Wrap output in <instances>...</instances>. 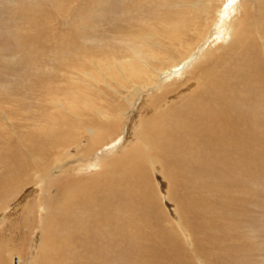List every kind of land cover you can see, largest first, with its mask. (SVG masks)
I'll return each mask as SVG.
<instances>
[{
  "label": "rangeland",
  "instance_id": "1",
  "mask_svg": "<svg viewBox=\"0 0 264 264\" xmlns=\"http://www.w3.org/2000/svg\"><path fill=\"white\" fill-rule=\"evenodd\" d=\"M175 1L189 2L0 0V180L32 169L0 195L5 264H264V0L185 7L189 23L174 36L167 25L183 17ZM149 32L159 46L145 44ZM240 33L253 40L249 53L232 45ZM130 40L159 53L149 61L155 76L136 92L114 66ZM203 47L199 59L157 76ZM98 65L111 66L124 88ZM59 99L79 111L65 113L57 133L84 134L60 161L52 205L41 179L56 147L42 133L61 118ZM86 99L106 115L83 109ZM202 99L209 107L198 114ZM185 110L194 112L175 121ZM163 125L168 138L158 145L167 152L151 138ZM146 144L151 164L139 158Z\"/></svg>",
  "mask_w": 264,
  "mask_h": 264
},
{
  "label": "bare ground",
  "instance_id": "2",
  "mask_svg": "<svg viewBox=\"0 0 264 264\" xmlns=\"http://www.w3.org/2000/svg\"><path fill=\"white\" fill-rule=\"evenodd\" d=\"M168 1V0H167ZM174 1V0H173ZM212 0H189V2H180V1H175L174 3H172V7L173 8H176V9H179V10H182V11H180V12H177V18H179V16H186V15H184V9H185V7H188V8H190V9H192V10H198L199 9V7L200 8H202V6L201 5H203V4H207V5H209L210 4V2H211ZM170 2V1H169ZM169 5H170V3H169ZM203 9H204V7H203ZM162 10V9H161ZM164 10V9H163ZM192 10H190V12L192 13ZM167 15V14H166ZM206 15V14H205ZM223 15V14H222ZM155 15L153 14V16L151 17V18H153ZM156 16H157V14H156ZM159 16V15H158ZM164 16V15H163ZM163 16H160V17H154L156 20H155V22L156 23H161V20H163V18H164V20L167 22L168 21V16L167 17H163ZM181 17V19H177V21H174V22H172V23H168V27L170 28H173V35L174 36H176V32L178 31V32H180L181 30H183V28L184 27H186L188 24H187V22L189 23V20L187 21L186 20V17ZM151 18H149V19H151ZM164 22V21H163ZM162 22V24L163 25H165V23H163ZM206 23V22H205ZM150 24V23H149ZM167 24V23H166ZM147 26V25H146ZM145 26V27H146ZM151 27V26H150ZM236 27V26H235ZM204 28H207L206 27V25L204 26ZM241 28V27H240ZM248 28V27H247ZM185 30V29H184ZM191 30V29H190ZM227 30V29H226ZM241 30V29H240ZM171 31V30H170ZM197 31V30H196ZM169 32V31H168ZM187 32V31H186ZM228 32V31H227ZM231 32V31H230ZM153 33V32H152ZM225 33V32H224ZM173 35H171V36H173ZM201 35H202V33H201ZM212 35H214V34H212ZM183 36V35H182ZM204 36V35H203ZM215 36V35H214ZM213 36V37H214ZM229 33L227 34V37L229 38ZM155 36H152V34L149 32V34L147 35L146 34V36H145V39H146V43L145 44H147V45H149V44H154V46H159L156 42H149L148 40H150V39H152V38H154ZM178 37V36H177ZM212 37V38H213ZM223 37V36H222ZM226 37V36H225ZM235 37V36H234ZM175 38V37H174ZM179 38V37H178ZM166 39V38H165ZM203 39V38H202ZM159 40V39H158ZM168 40H169V37H168ZM133 40H130L128 43H127V46H128V51H130L129 53H130V55L128 56V57H124L122 60H120V61H118V60H115L114 61V66L117 68V70L119 71V73L122 75V77H123V79L125 80V81H127V82H129L131 85H132V90L134 89L135 91L134 92H136L137 91V88L138 89H143V88H145L147 85H146V80H152V77H153V75L155 76V73L153 72V67L151 66V64L149 63V61H151L152 60V58H156L157 57V55H159V53L158 52H156L154 49H152V48H148L147 46L145 47L144 46V44L141 42V43H134V42H132ZM162 41V40H161ZM164 41V40H163ZM181 41V40H180ZM231 41H229V43H230ZM179 43V42H178ZM232 45H234V44H236L237 45V48H242L241 50H240V52L243 54V52H244V50H246V52L247 53H249L248 51H249V49H251L252 48V46H253V40L250 38V35H246V34H243V33H240V36H237V37H235V39L232 41ZM196 44V43H195ZM173 45V44H172ZM175 45V44H174ZM194 45V44H193ZM169 46V45H168ZM175 46H177V45H175ZM171 47V46H170ZM189 47H190V45H189ZM195 47V46H194ZM148 48V50H146ZM185 48V47H184ZM205 47H203V48H199L197 51H198V53H193L194 52V50H192V51H189V50H186L187 52L185 53V54H183L182 56H181V58L179 59V60H175V62L173 63V64H171L172 66L171 67H168V69L167 70H164V69H160V70H156L155 69V71H156V74H157V76L158 75H160V74H163L162 75V77H164L165 75H168V73L171 71V70H178L180 67H182V65H183V63H185V61L183 62V60H185V58L187 57H189V56H191V58H192V61H195V60H197V59H199L200 57H202V54L205 52V50L206 49H204ZM192 49V48H191ZM183 50V49H182ZM161 52V51H160ZM185 52V51H184ZM161 54H163V53H161ZM166 54V53H165ZM164 55V54H163ZM165 56V55H164ZM152 62V61H151ZM99 63V62H98ZM193 63V62H192ZM99 66V65H98ZM101 67H103L104 69L106 68V69H108V74L107 73H105L102 69H101ZM99 66V67H97V70H98V72H99V74H101L100 76H102V75H105V76H108V77H112V76H114V73H113V71L114 70H111L112 69V67L111 66H107V65H104V66ZM152 69V70H151ZM125 71H127V72H125ZM247 72H249V71H247ZM105 73V74H104ZM83 75L84 76H88L89 74L88 73H86V72H83ZM95 75V74H94ZM118 75V74H117ZM142 75H144L143 77L144 78H146V79H144L145 81V83H140V84H137V83H139V81H137V79H136V82H134V80H129V78L130 77H135V78H139L140 76H142ZM74 77V76H73ZM97 77V76H96ZM103 77V76H102ZM91 78H92V80H97V78H95V77H93V76H91ZM75 79H77V77H75ZM112 79H113V77H112ZM122 79V78H121ZM141 79V78H140ZM79 80V79H78ZM77 81V80H76ZM75 81V82H76ZM113 81H115L116 82V84L118 85V87H121V88H124V85H123V82H121L120 84L118 83V81H116V79H113ZM141 81H142V79H141ZM140 81V82H141ZM84 83H88V82H84ZM105 83V82H104ZM105 85L106 86H108V83H105ZM151 85V84H150ZM149 85V86H150ZM126 91H129L127 88H126ZM66 103H65V105H63L62 104V100L61 99H59L56 103H55V105H58L59 106V108H60V110H62L63 109V111L62 112H60L59 113V115L61 116V118L60 117H54V119L52 118L51 119V129L49 130V132H47V134L45 133L44 134V131H43V135L42 136H47L48 137V139L50 140V141H53L54 140V142H55V147L56 148H51L50 150L54 153V157H55V160H56V165L55 166H53L52 167V169H51V172L46 176V177H44L43 179H41V189H42V193H41V195H42V198H44V199H42V200H44L47 204H49L50 203V201H51V203H52V205L53 204H55V202H56V200L55 199H53L52 197H50V195H49V191H50V186L52 185V183H55V179H57V177L58 176H60L61 174H62V172H61V170L64 168V167H62V166H64V163H61L60 161L62 160V158L64 157L65 158V155H66V158L67 159H70V158H72V156H71V154H70V152H69V148L71 147V146H74L77 150H78V146H77V143L74 141V138L75 137H78L79 135H83L84 133L82 132V133H80V134H74V136L72 135V136H70V134L68 133V132H66V131H63L62 130V132H64V135H61V134H59V133H57L58 132V129L61 127V128H65V120L67 119L66 117H65V113H70L71 115H74V114H78V109H76V105H73V102H71V101H65ZM194 106V109L198 112V114H201V113H203V112H206L207 111V109H208V107H209V103H207L205 100H201L200 102H197L196 104H194L193 105ZM85 108H90L91 110H101L100 112H97V114H99V115H103V113H104V115H106L105 114V111H106V109L104 110V109H100V108H98V107H96V104L93 102V101H91V100H84L83 101V109H85ZM191 112H194V111H190V110H185L184 111V115L183 114H181V113H179V114H172L173 115V118L175 119V121H178L177 120V118L179 117V121H183V120H185V118L188 116V114H190ZM196 113V112H195ZM80 114V113H79ZM197 114V113H196ZM70 115V116H71ZM103 115V116H104ZM185 115H187V116H185ZM75 116V115H74ZM190 116H196V115H189V117ZM78 118V117H77ZM65 119V120H64ZM79 120H80V118H79ZM63 122V123H62ZM81 122V121H80ZM81 124V123H80ZM82 125V124H81ZM165 125H166V122H165ZM165 125H163V127L162 128H160V129H158L157 130V132L153 135V137H151L152 138V142H153V144L156 146L157 145V147H158V149H161V151H163V152H167V150L169 149L168 147L165 149L164 147L165 146H159L158 144H159V142L161 141V143H163L164 141H166V139L168 138V137H165L164 138V136H166L169 132H167V133H164V131H167V128L166 127H168V126H166L165 127ZM161 126V125H160ZM50 128V127H49ZM48 128V129H49ZM57 128V129H56ZM42 130H43V128H41ZM47 129V130H48ZM46 130V131H47ZM59 130H61V129H59ZM84 130L85 131H87V132H89V133H91V134H93V133H95V131L96 130H93V128H89V127H85L84 126ZM41 131V130H40ZM56 134H59V135H56ZM41 136V135H40ZM69 136V137H68ZM68 140V141H67ZM60 141H64V143L66 144V143H68V147L67 146H65V149L64 148H61V149H64V151L63 150H61L60 149V147H58V143L60 142ZM67 141V142H66ZM172 140L170 139L169 140V142L168 143H170ZM81 142V141H80ZM151 148V146L150 145H148V144H146V145H143V149H144V151H142V152H140V155H139V158L141 157L142 159H141V161L144 159V156H143V153L144 154H146L145 156L147 157V162H149L150 164H151V157H150V155H149V149ZM81 150V149H80ZM82 151V150H81ZM84 151V150H83ZM84 154V153H83ZM85 155V154H84ZM135 155H138V153H136ZM84 157V156H83ZM97 158V157H96ZM218 159V158H217ZM73 160V159H72ZM42 163H43V165H45L46 164V162H48L47 160H46V162H43V161H41ZM41 162H40V164H41ZM43 165H41V166H43ZM41 166L40 167H37V169H41ZM31 170L32 169H30V164L29 163H26V164H24V165H22V167L20 168V171H19V173H18V170H15V169H13V171L14 172H16L18 175H14V176H11L9 179H6V180H0V195H4V194H6V193H8L9 191H10V188H11V186L12 187H15V185L17 184V183H22L23 182V177H24V179L26 180V178L27 177H29L28 176V173H30L31 172ZM34 174H36L37 173V171L35 170L34 172H33ZM26 177V178H25ZM122 186L123 187H126V186H128V184H127V182L125 181L123 184H122ZM18 187V186H17ZM12 189V188H11ZM12 191V190H11ZM127 192L125 193V194H123L125 197H127L128 195H133V194H135L136 192L135 191H131V190H126ZM41 202V201H40ZM43 204V203H42ZM1 249V248H0ZM1 255V254H0ZM0 264H5V259L4 258H1L0 257Z\"/></svg>",
  "mask_w": 264,
  "mask_h": 264
},
{
  "label": "snow or ice",
  "instance_id": "3",
  "mask_svg": "<svg viewBox=\"0 0 264 264\" xmlns=\"http://www.w3.org/2000/svg\"><path fill=\"white\" fill-rule=\"evenodd\" d=\"M228 2H229V3H232V2H234V0H228Z\"/></svg>",
  "mask_w": 264,
  "mask_h": 264
}]
</instances>
